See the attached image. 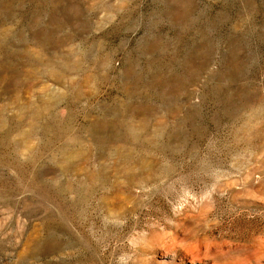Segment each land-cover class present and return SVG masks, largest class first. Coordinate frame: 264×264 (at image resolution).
I'll list each match as a JSON object with an SVG mask.
<instances>
[{
  "label": "rangeland",
  "instance_id": "1",
  "mask_svg": "<svg viewBox=\"0 0 264 264\" xmlns=\"http://www.w3.org/2000/svg\"><path fill=\"white\" fill-rule=\"evenodd\" d=\"M0 264H264V0H0Z\"/></svg>",
  "mask_w": 264,
  "mask_h": 264
}]
</instances>
